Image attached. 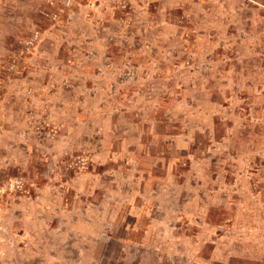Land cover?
Returning <instances> with one entry per match:
<instances>
[{
    "label": "rangeland",
    "instance_id": "1",
    "mask_svg": "<svg viewBox=\"0 0 264 264\" xmlns=\"http://www.w3.org/2000/svg\"><path fill=\"white\" fill-rule=\"evenodd\" d=\"M128 260L264 264V0H0V264Z\"/></svg>",
    "mask_w": 264,
    "mask_h": 264
},
{
    "label": "crops",
    "instance_id": "2",
    "mask_svg": "<svg viewBox=\"0 0 264 264\" xmlns=\"http://www.w3.org/2000/svg\"><path fill=\"white\" fill-rule=\"evenodd\" d=\"M103 43V42H102ZM104 49V48H103ZM102 57H104L105 56V54H103V55H101ZM83 68H84V70H86V66L85 65H83ZM95 79H97L96 77H95ZM99 79H101V77L99 78ZM93 84H94V87H93V89H94V100L96 101L95 102V106H97L98 108H102L104 105L102 104L103 103V101H104V99H102V96L104 95V93H106L107 92V90H108V88L107 87H105V85L103 84V83H101V82H99V81H97V80H95L94 82H93ZM87 85V84H86ZM86 85H84L83 87L85 88V89H88L87 87H86ZM70 231H72V230H70ZM70 231H69V233H70ZM120 241L122 242V244H121V248H122V246H124V245H126V246H130V243H128V239H126V238H123V237H121V239H120ZM135 245V244H134ZM131 247H132V249H135V246H132L131 245ZM123 250H124V252H125V249H124V247H123ZM129 262H125L126 264H146V263H144V261H142V260H138V261H130V260H128Z\"/></svg>",
    "mask_w": 264,
    "mask_h": 264
}]
</instances>
